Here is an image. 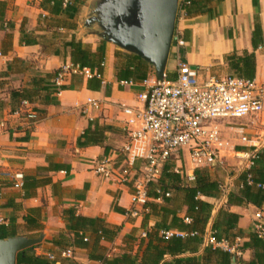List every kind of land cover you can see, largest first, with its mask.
Returning <instances> with one entry per match:
<instances>
[{
  "label": "crops",
  "instance_id": "1",
  "mask_svg": "<svg viewBox=\"0 0 264 264\" xmlns=\"http://www.w3.org/2000/svg\"><path fill=\"white\" fill-rule=\"evenodd\" d=\"M88 1L0 0V185L5 186L0 193V225L14 232L16 237L38 238L43 234L44 239L35 246L34 253L48 259L53 257L56 264H68L67 259L76 264H100L88 260L87 251L81 249L72 250L70 258H63L62 252L53 245L52 241L66 232L64 212L101 219L111 227L120 228L112 242L102 244L106 255L116 257L127 253L140 257L148 241L147 235L162 224L160 208L165 206L162 200L149 198L148 202L156 208L145 206L133 216L130 214L132 188L105 181L93 171L94 162L107 157L115 160L116 152L125 143L119 106L137 105L136 95L143 90V82L121 86L120 82H127L118 78L125 56L142 60L85 34L81 19ZM193 1L196 7L190 15L178 12L176 17L174 33L184 42L178 52L180 61L194 68L202 78H220L234 76L226 57L252 54L255 59L253 81L264 84V0ZM67 6L78 12H66ZM256 25L259 32L255 35L254 47L252 37ZM69 43L80 45L83 51L95 55L91 61L100 67V78L87 79L71 73L59 84L55 82L62 66H74ZM100 48L103 53L99 62ZM174 52L171 46L170 74L175 69ZM147 66L148 78L155 73ZM33 84L45 88L32 96L34 104L12 95L22 90L32 92ZM56 86L64 89L54 92ZM87 100L100 102L101 111L88 110L83 114ZM18 106L34 112L35 120L29 121L13 113ZM260 120L264 124L263 118L236 122L241 127V135L239 131H224H233L236 136L238 146H234V155L243 160L236 162L242 167L239 176L249 171L255 155L264 151V136L254 137L250 129V125ZM87 129L96 130V134H92L96 143L79 146L78 140ZM260 135H264V131ZM240 137H245L248 143H242ZM142 166L141 161L135 163V168ZM212 170L215 168L207 169L209 176L217 181L210 174ZM239 176L227 179L224 184L217 181L221 184L219 198L199 197L213 208L200 254L211 246V229L220 210L239 216L234 237L226 241L240 254L238 257L249 262L256 252H261L248 249L240 253L242 244L255 233V225L260 223L264 228V209L251 204L227 203L229 193L241 187ZM17 182L21 183V188L15 187ZM178 206H181L180 195L175 205H168L172 210ZM185 212L181 207L179 216L184 217ZM26 218L41 225L40 233L26 223ZM166 232L172 236L182 234L175 230ZM169 260L166 256L165 261Z\"/></svg>",
  "mask_w": 264,
  "mask_h": 264
},
{
  "label": "built area",
  "instance_id": "2",
  "mask_svg": "<svg viewBox=\"0 0 264 264\" xmlns=\"http://www.w3.org/2000/svg\"><path fill=\"white\" fill-rule=\"evenodd\" d=\"M189 2L179 0L178 12H184ZM172 43L175 48L173 74L165 70L162 80L155 74L149 76L142 83L143 90L136 95L137 105L119 106L125 143L115 154L117 162L107 157L92 164L95 174L103 180L132 188L130 214L133 216L146 206L150 187L160 180L166 165H173L172 172L192 184L197 170L214 168L221 164L227 152H234V146L224 137L225 129L239 131L241 135V127L236 122L264 119V84L235 76L202 78L195 69L180 61L178 52L184 42L175 33ZM71 73L87 79L100 78V74L88 68L64 65L57 72L55 82L59 84ZM120 85L132 86L133 82H120ZM101 108L100 102L87 100L82 113L101 111ZM15 114H25L27 120H35L31 110L18 108ZM240 141L248 143L245 137H240ZM138 161L143 166L135 168ZM248 184H251L250 177ZM21 186L20 182L15 183L16 188ZM156 193L160 194L158 189ZM255 233L264 238L260 223L255 225ZM164 235L172 236L169 232ZM209 245L240 255L226 241L217 243L211 237ZM61 256L70 258L72 250L62 252Z\"/></svg>",
  "mask_w": 264,
  "mask_h": 264
},
{
  "label": "trees",
  "instance_id": "3",
  "mask_svg": "<svg viewBox=\"0 0 264 264\" xmlns=\"http://www.w3.org/2000/svg\"><path fill=\"white\" fill-rule=\"evenodd\" d=\"M195 7V2L190 0L189 5L185 6L183 10L186 15H190ZM65 11L78 12L72 6H67ZM257 31L259 32V27L256 25L252 37L254 47ZM68 45L72 49L71 61L74 66L79 65L80 68H89L92 72L97 70L99 74L100 67L91 61V58L95 55L83 51L80 45L73 43H69ZM99 51L100 57L97 58V61L100 62L103 51L101 48ZM125 57V65L118 73V78L121 81H131L133 83L143 82L147 78L148 66L134 57ZM225 60L235 77L253 80L255 59L252 54H245L243 57L233 54L226 57ZM132 67L133 70H131ZM37 84H40V80ZM44 89L33 84L32 92L22 90L12 93V95L17 96L22 102L34 104L32 96ZM63 89V87L59 88L56 86L54 92H59ZM18 108L19 106L13 110V113ZM21 117L25 118L26 116L22 114ZM95 131L87 129L78 140V145L87 146L91 143H96L92 140V134H96ZM81 139L84 141L81 142ZM172 168V165H166L160 180L150 187L148 197L153 200H162L165 206L160 208L163 219L162 224L155 227L154 233L147 235L148 241L140 257L139 255L133 257L127 253L116 257L106 256V249L102 244L112 242L120 231V228L111 227L101 219L77 216L72 211L64 212L63 217L66 232L58 239L53 240V245L60 252L68 249L86 250L88 260L99 262L100 264H230L233 257H235L236 264H264V238L259 237L256 233L251 234L249 241L240 247V253L248 249L261 251L258 254L256 252L253 259L249 262L242 260L235 254L219 248H212L211 246L205 247L200 254L203 236L213 208L210 204L201 201L199 197L219 198L221 184L211 180L207 169H201L195 172V182L190 185L185 182L182 176L174 174ZM248 177H250V185L248 184ZM238 184L241 187L235 192L229 193L227 197L229 205L243 206L244 204H251L258 209H264V151L255 155L251 169L238 177ZM4 187V185H0V193ZM157 189L160 194L156 193ZM166 194L170 196L166 197ZM174 194L176 198H173ZM178 195H180L181 206L172 210L168 205H175ZM146 206L156 208V205L149 202H147ZM181 207L186 209L184 217L179 216ZM185 219H189L190 222L185 223ZM238 220V215L220 210L212 225L211 237L217 243L229 241L234 237L233 231L237 228ZM26 223L30 224V227L37 229L40 233L41 225L39 223L37 224L36 221L34 223L27 218ZM169 230L178 231L184 234V236L173 235L166 238L164 233ZM13 236H15L14 232H10L5 226L0 225V239ZM70 237L71 239H69ZM142 244L143 242H141L140 248ZM36 247L18 253L16 264H56L55 260L51 261L46 257L35 255L34 249ZM166 256L170 258L169 261H165ZM67 262L68 264H76L72 259H67Z\"/></svg>",
  "mask_w": 264,
  "mask_h": 264
},
{
  "label": "water",
  "instance_id": "4",
  "mask_svg": "<svg viewBox=\"0 0 264 264\" xmlns=\"http://www.w3.org/2000/svg\"><path fill=\"white\" fill-rule=\"evenodd\" d=\"M178 2L89 0L81 21L86 35L138 57L162 80L175 32ZM43 239V234L38 238L0 239V264H16L18 253L39 245ZM230 264H236L235 257Z\"/></svg>",
  "mask_w": 264,
  "mask_h": 264
},
{
  "label": "rangeland",
  "instance_id": "5",
  "mask_svg": "<svg viewBox=\"0 0 264 264\" xmlns=\"http://www.w3.org/2000/svg\"><path fill=\"white\" fill-rule=\"evenodd\" d=\"M173 43H172V47L174 46ZM172 61H173V59L169 58L166 70L169 71L171 69V66L173 64ZM250 129L255 133L253 135L254 137H258L259 138V137L264 136V135H260V132L264 131V124H263L262 120L257 121L255 124L250 125ZM224 137L226 139H229L230 144L232 146H238L237 145L238 143L235 141L236 136L233 133V131H230L229 133L224 132ZM237 148L238 147H236L235 150H238ZM241 159L242 158H240V157H236V155H234L233 151L227 152L225 154L224 158L222 159L223 163L221 165H219L220 167L219 166L214 167L215 170H212L210 172V174L213 175V177H215L217 179V181H220V182H222V184H224V182L227 179H231L233 177L239 176L242 167H241L240 164H238L236 162H243V160H241Z\"/></svg>",
  "mask_w": 264,
  "mask_h": 264
}]
</instances>
